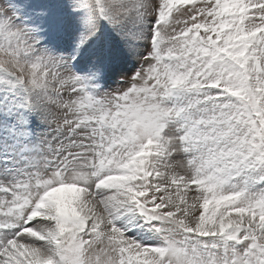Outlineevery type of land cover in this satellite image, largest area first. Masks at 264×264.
<instances>
[{"label": "snow or ice", "instance_id": "obj_1", "mask_svg": "<svg viewBox=\"0 0 264 264\" xmlns=\"http://www.w3.org/2000/svg\"><path fill=\"white\" fill-rule=\"evenodd\" d=\"M0 264H264V0H0Z\"/></svg>", "mask_w": 264, "mask_h": 264}, {"label": "rangeland", "instance_id": "obj_2", "mask_svg": "<svg viewBox=\"0 0 264 264\" xmlns=\"http://www.w3.org/2000/svg\"><path fill=\"white\" fill-rule=\"evenodd\" d=\"M19 2L21 4H24V3L39 4V3H55V2H59V0H19ZM87 55H88V53L85 54L86 57H87ZM132 67H134V65L131 63H128V64H123V65L119 66L118 68H116L111 73L109 83L112 84L113 86H115L116 81L120 78V73L122 71L131 73V71L133 69ZM60 195L65 196V197H71L73 195V193L71 191H67L65 193H61Z\"/></svg>", "mask_w": 264, "mask_h": 264}]
</instances>
